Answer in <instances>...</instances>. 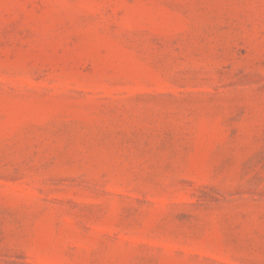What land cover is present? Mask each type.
<instances>
[{
  "label": "rangeland",
  "instance_id": "rangeland-1",
  "mask_svg": "<svg viewBox=\"0 0 264 264\" xmlns=\"http://www.w3.org/2000/svg\"><path fill=\"white\" fill-rule=\"evenodd\" d=\"M0 264H264V0H0Z\"/></svg>",
  "mask_w": 264,
  "mask_h": 264
}]
</instances>
